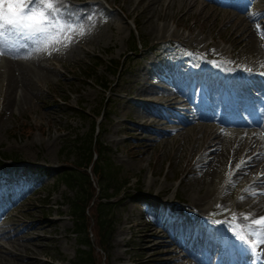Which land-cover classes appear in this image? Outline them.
<instances>
[{
	"label": "rangeland",
	"instance_id": "rangeland-1",
	"mask_svg": "<svg viewBox=\"0 0 264 264\" xmlns=\"http://www.w3.org/2000/svg\"><path fill=\"white\" fill-rule=\"evenodd\" d=\"M118 1L121 2L122 0ZM124 1L125 8L129 9V16L135 17V21L140 24V31L146 41L154 42L156 39H164L170 33L171 28L177 27L179 29L180 25L185 30L181 33L182 37L190 30L189 33L194 32V35H191L193 39L197 37L208 38L210 34L215 36L226 35L232 29L234 32L231 34L230 41L235 46L236 63L247 69L264 72V65L261 63L264 39L260 33L253 30L249 18L251 15L241 17L233 15L234 13L232 14L228 10L210 5L206 0H157L153 5L151 2L145 14L141 7L136 6L138 4L135 0ZM160 2L161 4L158 5ZM245 2L244 5L249 7L247 10H255L256 8L260 10V7L264 6V0H252L249 3H247L248 0H245ZM39 3H43V1H33L27 12H43L50 16L52 14L53 23L58 30L56 35L61 38L59 43L54 38L45 42L39 58L44 59L48 56H54L58 59L61 57L66 64H69L67 58L75 53L80 60L75 61L76 67L73 64L65 66L69 75L66 79L60 81L63 87L49 85L48 92L42 90L49 79H56L59 75L50 71L48 80L38 76L40 85H33L36 94L30 101H19L8 108L3 106L0 115V146L10 151L22 152L28 158L34 159L38 151L36 147L32 149L31 144L35 142L36 145H41L40 159L45 165L49 167L63 166L70 164L72 161L70 154L73 146L70 140L76 134L88 131L90 121L88 113H91L92 109H96L102 104L104 94L98 87L88 83L84 78V73L81 72L82 68L86 67L84 66V56L87 55V50L89 52L91 50L103 52V49L107 46L113 48L111 52L115 58L122 56L126 51L128 42L126 38L127 29L116 32L114 36H111L114 30L112 26L107 23L102 25L98 17L88 21V13H92L93 16L100 15L97 6H84L79 10H76V8H66L64 10L61 5L55 4L47 8L40 6ZM72 12L80 14L74 24L69 18V14ZM158 12H162L163 15ZM49 25V23H46L42 27L40 24L39 28L43 29ZM169 27L171 28L169 29ZM30 30L37 31V29L31 27ZM107 30L111 32L105 36ZM40 37L42 38V35ZM82 43H85L83 46L86 50L78 47V44ZM56 45L60 49L57 50ZM57 52L59 56H57ZM103 56L107 57L106 54ZM36 61H34V65L37 64ZM98 71L103 73L102 66L98 67ZM134 72H136V66ZM130 78H132V74H128V72L117 79L116 76L107 75L106 80L111 82L110 88L113 90L110 98L111 104L107 107L109 114L101 120L104 123L102 138L115 151L113 155L114 163L120 165L135 177L132 179V186L140 188L144 193L148 191L152 196L158 194L164 199H170L171 193L169 190L172 180L187 170L186 163H184L187 151L183 149L177 154V158L170 159L162 152L163 147L167 144H154L149 151H144L145 147L142 145H135L137 138L135 134H132L134 129L128 128L124 116V114H128L134 118V113L133 110H128L131 104L121 103ZM1 88L3 87H0V100L4 95ZM63 97L67 100L64 101ZM61 103L65 106L57 107ZM80 107H83L84 110L79 111ZM85 114H87V119L84 118ZM23 140L26 141V145ZM61 146H63L62 153L59 151ZM136 179H139L137 183H135ZM206 181H208L206 178H188L181 184L178 191L179 198L188 206H191L194 200L212 191L214 192L211 200L212 206L215 197L219 198L220 194L217 193V186H208ZM52 184L53 180L50 176L44 180L40 192L30 197V199H36L35 206L39 204L40 199ZM133 191L131 189L128 192L133 193ZM62 194L63 187L54 190L51 194L50 203L55 200L59 202L62 199ZM133 201L134 197L124 200L117 206L115 211L116 226L106 251V264H132V260L137 258L138 253L140 254V247H144L142 254L146 256L152 250V243L148 241V233L145 232L147 227L144 220L140 218L141 211H138ZM206 209L208 208L206 207ZM62 210L64 214L60 219L53 220L52 226L46 229L44 235H42V232H38L36 234H39L40 238L29 242V246L33 248L34 252L32 254L26 253L23 264H44L45 259L54 262L59 259L58 264H62V260H76L77 246L73 235L67 233V230L72 226L71 220L66 214V206ZM31 212L33 216L37 214V210ZM261 225V229L254 231L258 235H262L264 231V222H261ZM92 231L95 232L93 227ZM25 235L28 237L27 234ZM164 259L167 260V257H164ZM173 259H177V257L174 256ZM147 264H151V262L149 261Z\"/></svg>",
	"mask_w": 264,
	"mask_h": 264
},
{
	"label": "bare ground",
	"instance_id": "bare-ground-1",
	"mask_svg": "<svg viewBox=\"0 0 264 264\" xmlns=\"http://www.w3.org/2000/svg\"><path fill=\"white\" fill-rule=\"evenodd\" d=\"M5 66V74H4V78L6 80V83H5V88H9L10 90H14V87H12L11 85H13L14 83H21L23 84V79H24V75H29L32 71L31 69L28 67L27 64L25 63H21V62H17V61H10V60H7L6 63L4 64ZM11 83V84H10ZM28 94V91L25 92L24 96ZM25 99V98H23ZM14 101V99L10 98V103H12ZM167 103L166 104H171L172 102H174V99L173 98H169L167 99ZM143 116H157L155 111L153 110H148L146 112H143L142 113ZM152 125H155V126H159L160 124H162L158 119H153L151 122H150ZM142 135V133H141ZM207 144L205 145L204 149H203V154L205 156L209 155L212 151L209 150V146L211 145L212 143V138H210L209 136L207 137ZM217 162H219V160H214V156L210 158V162H209V167L207 169V176L208 177H212L214 176V173H215V167L216 165L218 164ZM243 166H247V167H252L253 166V160L250 159V160H245L243 162ZM214 179V178H213ZM257 184V186H256ZM251 185H253L255 187V191L254 192H251L249 193L251 198L256 194L258 195L259 198L258 200H256L255 202L257 203L258 205V208L256 209V211L254 212V214L256 213V215H260L262 214L261 210H262V207H264V177H260V178H257L255 179ZM242 197V195H241ZM249 201V198L246 197L245 199L242 200L243 203H248ZM202 202V199L199 198V203ZM251 205V204H250ZM252 214L253 215V211H250L248 212V214ZM7 234H1V237L3 238H6ZM11 243L12 245H20V242L13 239L11 240ZM24 246V245H23ZM7 254L9 252H6ZM3 256H7V255H3ZM1 256V258L3 259H6L5 257ZM260 256V254H259ZM264 257V252H261V258Z\"/></svg>",
	"mask_w": 264,
	"mask_h": 264
},
{
	"label": "snow or ice",
	"instance_id": "snow-or-ice-1",
	"mask_svg": "<svg viewBox=\"0 0 264 264\" xmlns=\"http://www.w3.org/2000/svg\"><path fill=\"white\" fill-rule=\"evenodd\" d=\"M51 7L50 0H44ZM4 0H0L3 5ZM31 0H8L6 8H0V20H6L9 24L24 23L27 27L40 30L41 23L46 21L48 17L43 12H26ZM264 222V217L260 218Z\"/></svg>",
	"mask_w": 264,
	"mask_h": 264
}]
</instances>
